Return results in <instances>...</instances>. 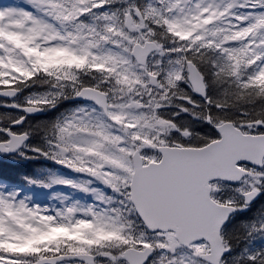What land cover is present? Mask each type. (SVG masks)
<instances>
[{"label":"snow or ice","instance_id":"1","mask_svg":"<svg viewBox=\"0 0 264 264\" xmlns=\"http://www.w3.org/2000/svg\"><path fill=\"white\" fill-rule=\"evenodd\" d=\"M0 264H264V0L0 2Z\"/></svg>","mask_w":264,"mask_h":264},{"label":"rangeland","instance_id":"2","mask_svg":"<svg viewBox=\"0 0 264 264\" xmlns=\"http://www.w3.org/2000/svg\"><path fill=\"white\" fill-rule=\"evenodd\" d=\"M0 2H3V0H0Z\"/></svg>","mask_w":264,"mask_h":264}]
</instances>
